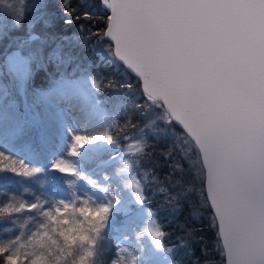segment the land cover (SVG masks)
Returning <instances> with one entry per match:
<instances>
[{
    "label": "snow or ice",
    "instance_id": "obj_1",
    "mask_svg": "<svg viewBox=\"0 0 264 264\" xmlns=\"http://www.w3.org/2000/svg\"><path fill=\"white\" fill-rule=\"evenodd\" d=\"M99 4L101 17L89 0L61 6L71 17L63 19L67 25L103 20L83 39L95 41V62L112 70L106 84L90 72V58L83 65L66 50L76 38L57 31L48 0H0V37L8 19L26 29L25 37L11 38L9 47L15 42L16 48L6 50L0 65V186L15 183L27 193L24 186L33 182L43 192L33 193L34 202L2 194L0 220L16 225L13 218L27 213L35 230L3 229L0 264H180L175 254L186 239L176 236L166 246L172 233L162 230L145 195L148 174L138 179L150 147L146 129L157 121L181 129L178 139L183 154H192L193 183L212 212L222 264H264V0ZM38 24L47 30L43 36L34 31ZM121 69L135 82L117 81ZM104 89L117 95L102 97ZM125 107L155 118L125 135L137 128L132 115L120 123ZM159 191L178 213L181 194Z\"/></svg>",
    "mask_w": 264,
    "mask_h": 264
},
{
    "label": "trees",
    "instance_id": "obj_2",
    "mask_svg": "<svg viewBox=\"0 0 264 264\" xmlns=\"http://www.w3.org/2000/svg\"><path fill=\"white\" fill-rule=\"evenodd\" d=\"M49 11L54 13L58 28L57 31L64 35L69 41H72L75 36V42L69 43L66 47L71 48L72 51L78 56L83 65L89 63L88 59L92 60V67L90 72L92 74H100L105 77L104 84L112 79L111 69L107 65L96 63V57L91 53L90 48L95 41H88L85 43L83 37H87L88 32L97 31L98 28L103 27V20H94L88 22L81 20L76 22L73 20L71 25L63 23V19H69L71 17H64V9L62 8V0H48ZM78 0H71V5L75 7ZM89 3L94 6L97 13V17L105 15L104 10L100 7L99 0H89ZM92 10V9H90ZM12 23H8L9 27L4 29L5 35L0 37V65L3 64L6 50L11 52L15 50L16 43L10 41L12 37H25L26 29L24 26L19 28H13ZM80 24L85 25V31L81 34L78 29ZM37 35L43 36L47 30L43 28L42 24H38L34 29ZM38 43V42H37ZM35 46V43L34 45ZM103 48V44L98 46ZM71 71V68H69ZM121 74L117 75L115 79L117 81H127L129 79L135 82L134 77H130L120 70ZM44 76L40 72L36 75L33 83L37 86L43 83ZM4 82H7L5 78ZM31 90V86H30ZM117 94L110 89H104L101 91V96L115 97ZM124 113L120 117V123L122 124L127 115L133 116V123L137 124L136 129H128L123 134L128 135L132 132L139 133V129L148 124L154 116H149L144 119L139 114L132 113L130 107L121 109ZM147 141L150 147L146 149L147 155L141 157V165L137 170L138 179L144 182L143 173H147V180L145 184V195L149 197V203L153 211L158 212V222L162 225V230L166 233H172V236L165 241L166 246L176 243V236L183 235L186 239V247H180L177 249L175 258L180 261V264H222V257L215 246L216 241V229L213 227L212 212L210 209L204 207L201 203V199L198 191L199 184H194L192 179V172L190 171V163L192 154H183L185 145L182 143V139H178L181 135V129L177 125H173L171 128H167L162 122L157 121L156 125L152 129H146ZM127 142H121V148L125 147ZM171 153V155H169ZM19 159L18 157H16ZM135 159V157H133ZM28 162V160H26ZM33 163V162H32ZM36 164V163H35ZM41 179H44L43 177ZM24 187L29 188L27 193L23 192L20 185L12 183L5 186H0V202H6L7 195L16 194L26 202H34L33 193L37 196H43L41 188L33 182H29ZM160 188L167 189L168 194L176 196L181 194L179 199L180 211L173 214L169 211V204L166 202L165 193L159 191ZM17 221L16 225H13L8 220H0V232L5 228L15 227L18 234L19 225H25V231H34L35 225L33 221L28 219V214H18L14 217ZM119 219V217L117 218ZM25 221L27 223L25 224ZM182 225L183 229L178 227ZM109 239L106 242L108 247L114 243L112 240L113 233L111 229L108 231ZM114 252L107 253L111 256Z\"/></svg>",
    "mask_w": 264,
    "mask_h": 264
},
{
    "label": "rangeland",
    "instance_id": "obj_3",
    "mask_svg": "<svg viewBox=\"0 0 264 264\" xmlns=\"http://www.w3.org/2000/svg\"><path fill=\"white\" fill-rule=\"evenodd\" d=\"M6 2H7V3H12L13 0H6ZM4 11L7 12L8 10H7V9H4ZM7 23H9V24L12 23L11 19H8V20H7ZM66 153H67V147L65 146V147H64V154L66 155ZM18 158H19V159H24L25 157H24V156H18ZM72 159H74V158H72ZM35 163H36V162L33 161V164H35ZM94 178H95V177H94ZM111 187L114 189V188H115V185L113 184V185H111ZM62 188H63V191H66V190H67V186H66V185H63Z\"/></svg>",
    "mask_w": 264,
    "mask_h": 264
}]
</instances>
